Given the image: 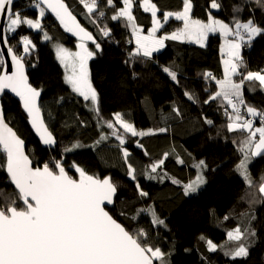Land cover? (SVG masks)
<instances>
[{
  "label": "snow or ice",
  "instance_id": "snow-or-ice-1",
  "mask_svg": "<svg viewBox=\"0 0 264 264\" xmlns=\"http://www.w3.org/2000/svg\"><path fill=\"white\" fill-rule=\"evenodd\" d=\"M18 2L0 0V43L6 49H0V152L5 156L0 170L7 175L3 183L14 186V192L10 194L0 188V264H171L173 250H163L152 236L153 229L161 226L167 228L164 219L160 218L154 204L135 207L136 203L151 197L141 186L137 168L129 162L131 153L127 148L122 147L121 152L126 176L135 186L136 197L124 201V207L118 214L115 205L120 186L113 182V178H101L82 166L81 162L67 158L85 145L76 140L70 145L61 146L50 128L48 121L51 120V113L46 116L41 102L43 88L34 87L26 74V57L32 54L36 45L28 35L20 34V30L26 26L42 33L45 41L51 40L42 24L46 13L51 12L65 32L78 38L76 51L57 44L56 58L64 68L65 83L73 93L83 98L85 106L95 114L98 127L103 125L110 130L101 132L99 139L90 147H99L111 136L123 146L127 134L144 137L166 132L167 129L137 130L121 112H114L108 119L102 116L100 94L93 85L89 70V60L101 51V43L81 24L77 15H83L93 24L102 38H113L109 21L129 30L132 39L127 43H134V48L128 52L125 64L131 69L132 79L139 76L136 65L156 62L154 53L165 47L166 40H189L204 47L209 34L219 32L225 38L221 46L223 78H217L211 72L202 74L205 81H214L217 89L214 92L207 87L204 89L208 96L203 104L218 101L227 118L224 128L228 133L240 134L239 139L232 141L238 144L241 154L236 171L252 187L256 182L249 164L254 158L264 155V108L249 104L244 91L246 86L250 91H255L257 87L264 91V68L248 70L241 49L251 46L256 37H264V25L258 24L252 16L256 10L264 11V0H238L232 4L231 23L218 18L216 14L224 9L222 0H205L203 10L207 14L206 19L194 18V0H181L179 10L163 11L162 16H158L161 9L153 0H77L84 10L77 14H74V6L66 0H26L24 5L17 8ZM140 9L151 14V27L146 34L144 26L134 14ZM246 9L249 17L243 20L240 14ZM28 10H37L38 14L31 17L26 14ZM173 17L182 21L183 26L171 33L157 35ZM16 36L19 38L13 45L9 38ZM230 36L233 39H228ZM89 41L95 45L94 50L89 49ZM6 56L10 57V62L5 59ZM161 70L179 85L176 69L161 65ZM8 93L19 98L39 141L47 149L54 150L55 155L40 163H33L26 152L25 140L6 120L3 100ZM183 94L192 103H200L194 91L185 90ZM63 99L60 97L57 103ZM173 112L177 116L182 115L179 108L174 107ZM257 118L259 126L255 124ZM77 120L80 125L85 124L78 116ZM204 123L214 126V122L207 117H204ZM217 135H221L220 129ZM136 146L144 151L145 156L150 155L140 141H136ZM170 155H176L177 163H185L172 148L171 152L163 153L161 158L146 165L139 175L147 180L159 179L162 183L168 178L167 173L161 175L158 170H163L165 160ZM188 156L191 157V153ZM193 167L203 170L207 164L201 159ZM172 183L181 182L172 178ZM202 183L203 177L198 172L195 180L183 185L185 195L195 192ZM258 191L264 194V176L260 177ZM146 216L150 217L149 227H141L140 221ZM120 217L124 218L123 222ZM254 219V215L250 217L243 231L238 226L228 232V238L238 243L225 251L226 256L233 260L248 257L257 235L251 224ZM200 240L206 243L209 252L217 250L212 240L204 236Z\"/></svg>",
  "mask_w": 264,
  "mask_h": 264
},
{
  "label": "trees",
  "instance_id": "trees-1",
  "mask_svg": "<svg viewBox=\"0 0 264 264\" xmlns=\"http://www.w3.org/2000/svg\"><path fill=\"white\" fill-rule=\"evenodd\" d=\"M74 6V14L83 10L77 0H66ZM163 11H176L181 7V0H153ZM224 9L216 13L218 18L231 23V5L238 0H222ZM26 1L21 0L16 7L20 8ZM205 0H194V18L206 19L203 10ZM199 5V6H195ZM254 7V5H253ZM215 13L216 10H213ZM27 15L35 17L37 10H28ZM138 22L144 26L145 33L151 27V14L142 9L135 11ZM243 20L249 17L246 9L240 14ZM256 22L264 25V11L252 12ZM78 20L87 30L97 36L101 43L99 51L89 60V70L94 87L100 94V111L105 119L114 112L125 114V119L133 123L137 130H155L166 128V132H157L144 137H132L127 134L123 148L131 153L129 162L138 170V179L151 199L135 204L136 208L147 204H154L160 218L164 219L167 228L159 227L152 231L154 240L159 242L163 250L172 249L171 264H264V194L258 191L260 177L264 176V155L256 157L250 163V172L254 186L249 187L238 171L241 154L238 144L233 139H239L240 134L228 133L224 126L227 118L219 102L203 104L208 93L216 91L214 81H205L202 74L211 72L217 78L223 77L221 55L222 38L217 33L209 35L204 47L186 42L185 40H166L165 47L154 54V60L146 64H138L135 70L138 78L132 79L131 69L125 64L128 52L134 48V43H127L131 39L130 32L122 25L109 21L113 38H102L96 27L83 15H77ZM45 31L51 40L45 41L43 34L37 30L24 26L20 34L28 35L36 45L31 55L26 57L28 77L34 87H42V104L45 114L51 113L48 121L61 146L70 145L79 140L85 147L69 154V160L75 159L92 173L111 176L117 183L119 199L116 202L117 214L124 207L123 202L134 200L136 190L134 184L126 176V165L123 160L119 141L111 136L99 147H90L99 139L101 132H109L103 125L98 127L95 114L85 106L82 97L71 91L64 81V68L54 54L52 44L58 42L70 49L76 50L78 41L71 33L64 31L62 26L51 13H46L42 20ZM183 26L182 21L171 18L163 28V32L171 33ZM18 36L10 37L9 42L16 44ZM90 50L94 44L88 45ZM242 57L247 63L248 70L256 71L264 68V37H257L251 46L242 47ZM31 65H34L31 66ZM161 65L170 66L177 70L179 85L173 82L161 70ZM236 80L239 77H234ZM194 91L200 103H192L184 96V91ZM246 101L257 107L264 108V91L258 87L255 91L245 87ZM60 97L63 101L57 103ZM6 120L27 143V153L34 164L47 160L55 155L54 150L45 149L31 132L29 121L22 111L18 100L6 95L3 100ZM179 108L182 115L177 116L173 108ZM85 121L80 125L77 120ZM204 117L211 119L214 126L204 123ZM255 124L259 126L258 118ZM146 126V128H144ZM221 135H217V130ZM146 131V130H144ZM136 141L144 145L150 155L136 146ZM172 148L184 159L185 163H177L176 155H170L165 160L163 170H158L167 177L162 183L159 179L147 180L139 175L146 165L162 157L163 153L171 152ZM191 153V157L188 156ZM5 156L0 152V163ZM203 159L207 167L203 170L193 167V164ZM201 173L206 179V185L197 194L185 195L184 184L195 180ZM172 178L180 181L173 184ZM7 175L0 170V188L6 194L14 192L11 184L3 183ZM128 210V209H126ZM251 221L256 230L254 243L246 258L233 260L224 253L232 249L238 242L228 238V232L236 227L241 230ZM228 217V219H225ZM150 217L140 221L141 227H149ZM123 222L124 218L120 217ZM204 236L217 245L215 252H209L207 245L200 237ZM188 249V251H186Z\"/></svg>",
  "mask_w": 264,
  "mask_h": 264
},
{
  "label": "rangeland",
  "instance_id": "rangeland-1",
  "mask_svg": "<svg viewBox=\"0 0 264 264\" xmlns=\"http://www.w3.org/2000/svg\"><path fill=\"white\" fill-rule=\"evenodd\" d=\"M174 18V17H173ZM169 20H171V18L169 19ZM167 24V23H166ZM165 24V25H166ZM129 31V30H128ZM165 32H163V29H161V31L159 32V33H157V35H162V34H164ZM146 34V33H145ZM210 34H212V33H210ZM209 34V35H210ZM218 35L222 38V42H221V46L225 43V38L218 32ZM257 38V37H256ZM255 38V39H256ZM131 39H132V37H131ZM228 39H233V37H228ZM254 39V40H255ZM253 40V41H254ZM180 41H183V40H180ZM186 42H189V43H192V44H194L195 42H192V41H189V40H185ZM57 44H60V43H58V42H54L53 44H52V47H53V51H54V54L56 55V45ZM196 44V43H195ZM197 45H199V44H197ZM64 46V45H63ZM64 47H67V46H64ZM68 48V47H67ZM221 48V47H220ZM69 50H71V51H76L77 50V48H76V50H73V49H70V48H68ZM160 52V51H159ZM159 52H157V53H159ZM242 52H243V49H241V55H242ZM154 54H156V53H154ZM221 55H222V57H223V53L221 52ZM62 66V65H61ZM223 78V77H222ZM235 79V78H234ZM70 87V86H69ZM77 95V94H76ZM78 96V95H77ZM257 126V125H256ZM144 128H146V126L144 127ZM144 130H146V131H148L147 130V128L146 129H144ZM144 130H142V131H144ZM120 145V144H119ZM120 148H122L123 146H119ZM253 161V160H252ZM249 168H250V164H249ZM201 174V173H200ZM238 174H239V172H238ZM202 175V174H201ZM240 175V174H239ZM241 176V175H240ZM203 177V180H204V183H202V184H200L199 185V187L197 188V190L195 191V192H190L189 194H187V196H190V195H193V194H197L198 192H200L201 191V188H203L205 185H206V179L204 178V176H202ZM242 177V176H241ZM243 178V177H242ZM246 183V182H245ZM248 185V184H247ZM230 240V239H229ZM231 241H233V240H231Z\"/></svg>",
  "mask_w": 264,
  "mask_h": 264
},
{
  "label": "water",
  "instance_id": "water-1",
  "mask_svg": "<svg viewBox=\"0 0 264 264\" xmlns=\"http://www.w3.org/2000/svg\"><path fill=\"white\" fill-rule=\"evenodd\" d=\"M21 0H19V2H20ZM24 1H26V0H24ZM18 2V3H19ZM48 13H51V12H48ZM52 14V13H51ZM78 19V18H77ZM74 38H76V40L78 41V38L77 37H75V36H73ZM79 42V41H78ZM89 44H92L90 41L88 42V45ZM0 49H2V50H5L6 51V49H5V46L2 44V43H0ZM5 59L8 61V62H10V57H5ZM26 74L28 75V68H26ZM29 82H30V78H29ZM7 95H9L10 97H12L13 99H16V100H18L19 101V98L18 97H15V95L14 94H12V93H8ZM20 102V101H19ZM42 102V101H41ZM21 104V103H20ZM21 108H22V105H21ZM22 111H23V108H22ZM24 114L26 115V113L24 112ZM27 121H28V119H27ZM29 125H30V123H29ZM30 129H31V132H33L34 133V135H35V137H36V139L39 141V138L37 137V135L35 134V132H34V130L31 128V125H30ZM40 142V141H39ZM41 143V142H40ZM26 144V152H27V143H25ZM41 145H42V143H41ZM42 147H44L45 149H47L46 148V146H44V145H42ZM6 173V172H5ZM13 186V185H12ZM14 187V186H13ZM110 208L112 207V206H109Z\"/></svg>",
  "mask_w": 264,
  "mask_h": 264
}]
</instances>
